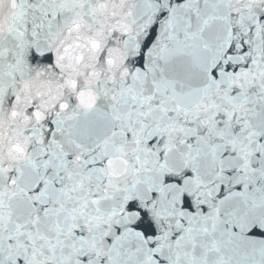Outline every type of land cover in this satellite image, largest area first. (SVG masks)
Segmentation results:
<instances>
[{
    "label": "snow or ice",
    "instance_id": "6c2138e0",
    "mask_svg": "<svg viewBox=\"0 0 264 264\" xmlns=\"http://www.w3.org/2000/svg\"><path fill=\"white\" fill-rule=\"evenodd\" d=\"M0 264H264V0H0Z\"/></svg>",
    "mask_w": 264,
    "mask_h": 264
}]
</instances>
